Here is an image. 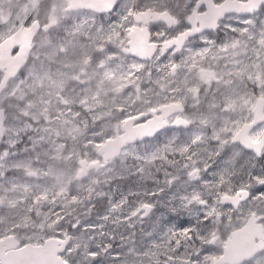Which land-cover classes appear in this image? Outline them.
Segmentation results:
<instances>
[{
  "label": "snow or ice",
  "instance_id": "6c2138e0",
  "mask_svg": "<svg viewBox=\"0 0 264 264\" xmlns=\"http://www.w3.org/2000/svg\"><path fill=\"white\" fill-rule=\"evenodd\" d=\"M0 264H264V0H0Z\"/></svg>",
  "mask_w": 264,
  "mask_h": 264
}]
</instances>
